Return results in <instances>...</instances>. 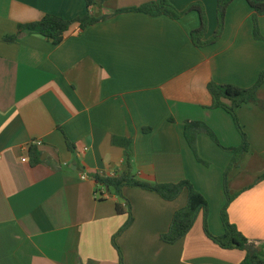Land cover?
<instances>
[{
	"label": "crops",
	"instance_id": "crops-1",
	"mask_svg": "<svg viewBox=\"0 0 264 264\" xmlns=\"http://www.w3.org/2000/svg\"><path fill=\"white\" fill-rule=\"evenodd\" d=\"M90 1L0 0V264H119L112 240L128 215L116 206L127 201L134 222L117 239L125 264H242L247 253L214 244L202 215L180 242L161 241L186 207L187 192L167 202L125 188L123 200L92 177L119 173L124 150L112 139H130L135 175L159 184L190 181L209 203L210 233L224 235V174L233 159L226 149L238 148L241 137L226 111L211 109L208 84L249 89L258 82L264 41L255 38L253 10L234 0L220 41L198 48L191 37L201 26L197 12L179 20L113 15L158 0ZM170 2L179 12L201 3L205 40L215 35L217 0ZM87 14L109 18L83 30L72 25L57 46L30 35L3 41L46 15ZM259 26L264 37V17ZM258 96L264 101V83ZM238 116L256 154L245 153L230 173V193L237 195L228 215L264 259V110L244 105ZM186 121L203 122L216 135L219 144L198 136L208 165L188 145ZM38 140L41 164L32 165L30 145Z\"/></svg>",
	"mask_w": 264,
	"mask_h": 264
},
{
	"label": "trees",
	"instance_id": "trees-1",
	"mask_svg": "<svg viewBox=\"0 0 264 264\" xmlns=\"http://www.w3.org/2000/svg\"><path fill=\"white\" fill-rule=\"evenodd\" d=\"M250 8L254 12V34L257 40L264 41L261 34L259 21L264 17V0H246ZM92 1L88 0V7ZM234 0H217V19L218 28L215 35L205 40L208 19L204 6L201 3L192 4L185 12H179L171 4L170 0H158L156 2L148 3L139 8L125 9L115 12L113 15L125 12L143 13L151 17L167 16L174 20H179L189 13L197 12L200 16L201 26L199 29L192 32L193 44L198 48H204L214 45L220 41L223 36L227 12ZM107 17L95 18L89 14L77 19L67 20L54 15H46L40 21L18 26L17 33L13 36L6 37L3 41L8 44L16 43L23 36H40L51 41L54 45H60L65 34L70 30L72 25L79 24L81 29H86L96 23L104 21ZM264 83V72L255 86L249 89L239 88L233 85H220L216 82L208 84V91L212 97L213 103L211 109H222L226 111L231 117L241 137V145L235 149H226L231 152L233 159L230 166L224 174V193L226 196V204L221 212V222L224 226V235L215 237L210 233L208 219H209V203L207 199L188 181H181L177 184H159L156 182H147L139 179L134 173L133 158L131 154L132 140L113 137L112 144L115 147L124 150V163L119 173L113 176L94 175L93 180L102 186L104 189L108 188L109 193L124 200L123 192L125 188H138L144 191L152 192L160 196L167 202H172L178 199L183 192H187L188 201L185 208L177 211L173 217L172 224L168 233L162 235L161 241L168 245H174L183 240L194 228L200 215L203 216L204 232L206 236L217 246L227 250H242L247 253L242 264H264V259L259 255L256 244L248 240L238 228L231 223L228 215L229 206L236 199V196L231 195L229 189V177L232 170L239 164L241 157L250 152V143L245 133L238 116V110L244 105H256L264 110V101L258 96V91ZM201 134H207L215 143L219 144L216 135L203 122L186 121L184 124L185 139L193 151L198 162L204 163L198 153L197 140ZM70 151H74V146L68 142ZM30 157L32 165L41 164V153L37 147L31 146ZM264 177L262 178V180ZM116 210L118 214L128 215V220L120 232L113 237L112 243L119 255V264L124 263V257L121 249L117 244V239L134 222L132 207L129 201L125 205L117 204Z\"/></svg>",
	"mask_w": 264,
	"mask_h": 264
},
{
	"label": "built area",
	"instance_id": "built-area-1",
	"mask_svg": "<svg viewBox=\"0 0 264 264\" xmlns=\"http://www.w3.org/2000/svg\"><path fill=\"white\" fill-rule=\"evenodd\" d=\"M43 141H40V140H38V141H34L31 145H30V148H31V146H36V147H42L43 146ZM22 161L23 162H27L28 160H27V158H24V159H22ZM84 179H85V177H83Z\"/></svg>",
	"mask_w": 264,
	"mask_h": 264
},
{
	"label": "rangeland",
	"instance_id": "rangeland-1",
	"mask_svg": "<svg viewBox=\"0 0 264 264\" xmlns=\"http://www.w3.org/2000/svg\"><path fill=\"white\" fill-rule=\"evenodd\" d=\"M250 153H251V155H253V156L256 154V153H254V152H252V151H251ZM231 195H232V194H231ZM236 195H237V194H236ZM236 195H234V196H236Z\"/></svg>",
	"mask_w": 264,
	"mask_h": 264
},
{
	"label": "water",
	"instance_id": "water-1",
	"mask_svg": "<svg viewBox=\"0 0 264 264\" xmlns=\"http://www.w3.org/2000/svg\"><path fill=\"white\" fill-rule=\"evenodd\" d=\"M106 191H107L108 193L110 192L108 188H106Z\"/></svg>",
	"mask_w": 264,
	"mask_h": 264
}]
</instances>
